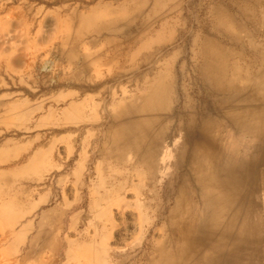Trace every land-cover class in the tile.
Masks as SVG:
<instances>
[{
	"label": "rangeland",
	"instance_id": "obj_1",
	"mask_svg": "<svg viewBox=\"0 0 264 264\" xmlns=\"http://www.w3.org/2000/svg\"><path fill=\"white\" fill-rule=\"evenodd\" d=\"M254 2L0 0V264H152L181 215L178 130L148 175L140 158L126 166L112 155L113 108L169 66L171 102L152 117L174 121L202 94L204 39L254 72L245 50L264 46V2ZM232 6L258 19L225 32L241 48L209 35L215 9Z\"/></svg>",
	"mask_w": 264,
	"mask_h": 264
},
{
	"label": "bare ground",
	"instance_id": "obj_2",
	"mask_svg": "<svg viewBox=\"0 0 264 264\" xmlns=\"http://www.w3.org/2000/svg\"><path fill=\"white\" fill-rule=\"evenodd\" d=\"M254 1L259 7L264 2ZM215 10L209 35L224 34L239 48L242 39L225 32L236 18L243 29L256 27L258 19L240 7L228 8V16ZM223 50L214 40L200 42L203 91L198 100L186 97L174 121L152 117L171 102L169 66L133 99L123 91L113 108L112 155L126 166L132 165L128 157L140 158L135 165L148 175L172 124L178 130L171 153L175 174L186 169L176 204L181 215L171 217L169 244L151 248L152 264H264V46L245 50L255 59L250 73Z\"/></svg>",
	"mask_w": 264,
	"mask_h": 264
}]
</instances>
